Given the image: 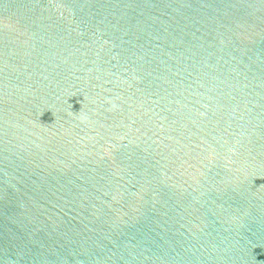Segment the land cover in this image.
Here are the masks:
<instances>
[{
    "label": "water",
    "instance_id": "95a60500",
    "mask_svg": "<svg viewBox=\"0 0 264 264\" xmlns=\"http://www.w3.org/2000/svg\"><path fill=\"white\" fill-rule=\"evenodd\" d=\"M0 264H264V0H0Z\"/></svg>",
    "mask_w": 264,
    "mask_h": 264
}]
</instances>
